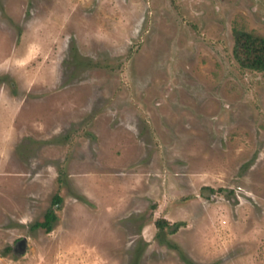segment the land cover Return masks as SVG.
Listing matches in <instances>:
<instances>
[{"label":"rangeland","instance_id":"obj_1","mask_svg":"<svg viewBox=\"0 0 264 264\" xmlns=\"http://www.w3.org/2000/svg\"><path fill=\"white\" fill-rule=\"evenodd\" d=\"M234 31L264 38V0H0V264H264Z\"/></svg>","mask_w":264,"mask_h":264},{"label":"trees","instance_id":"obj_2","mask_svg":"<svg viewBox=\"0 0 264 264\" xmlns=\"http://www.w3.org/2000/svg\"><path fill=\"white\" fill-rule=\"evenodd\" d=\"M233 38L232 54L237 64L243 69L264 72V38L244 31H234ZM59 203L60 198L55 197L53 204L56 209ZM55 219L54 211L49 209L44 215V220L40 223H35L32 228H41L46 233H49L51 232ZM155 225L157 228H161L163 225L168 226L166 221H156ZM171 231L174 232L173 228Z\"/></svg>","mask_w":264,"mask_h":264},{"label":"water","instance_id":"obj_3","mask_svg":"<svg viewBox=\"0 0 264 264\" xmlns=\"http://www.w3.org/2000/svg\"><path fill=\"white\" fill-rule=\"evenodd\" d=\"M25 247H26V240H25V239H22V240H20V241L17 243V248L19 249V251H20L21 253L24 252Z\"/></svg>","mask_w":264,"mask_h":264}]
</instances>
